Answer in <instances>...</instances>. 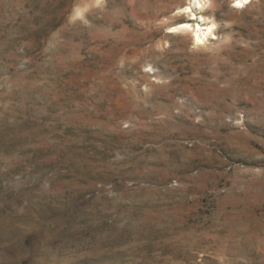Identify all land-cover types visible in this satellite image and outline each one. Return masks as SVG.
Instances as JSON below:
<instances>
[{
  "label": "rangeland",
  "instance_id": "1",
  "mask_svg": "<svg viewBox=\"0 0 264 264\" xmlns=\"http://www.w3.org/2000/svg\"><path fill=\"white\" fill-rule=\"evenodd\" d=\"M0 264H264V0H0Z\"/></svg>",
  "mask_w": 264,
  "mask_h": 264
},
{
  "label": "clouds",
  "instance_id": "2",
  "mask_svg": "<svg viewBox=\"0 0 264 264\" xmlns=\"http://www.w3.org/2000/svg\"><path fill=\"white\" fill-rule=\"evenodd\" d=\"M235 2L239 5L242 6L244 2H246V0H235Z\"/></svg>",
  "mask_w": 264,
  "mask_h": 264
},
{
  "label": "bare ground",
  "instance_id": "3",
  "mask_svg": "<svg viewBox=\"0 0 264 264\" xmlns=\"http://www.w3.org/2000/svg\"><path fill=\"white\" fill-rule=\"evenodd\" d=\"M188 8V7H187ZM189 25L187 23H185L184 27H188ZM194 28V27H193ZM209 28V27H207ZM204 30V29H203ZM206 35V34H205Z\"/></svg>",
  "mask_w": 264,
  "mask_h": 264
}]
</instances>
